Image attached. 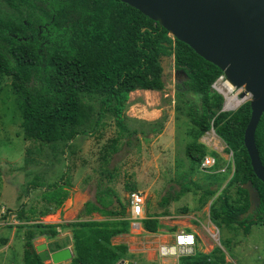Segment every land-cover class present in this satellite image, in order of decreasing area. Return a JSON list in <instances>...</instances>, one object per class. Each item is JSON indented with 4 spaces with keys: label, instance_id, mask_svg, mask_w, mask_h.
Returning <instances> with one entry per match:
<instances>
[{
    "label": "trees",
    "instance_id": "trees-1",
    "mask_svg": "<svg viewBox=\"0 0 264 264\" xmlns=\"http://www.w3.org/2000/svg\"><path fill=\"white\" fill-rule=\"evenodd\" d=\"M164 57L172 60L179 73L175 108L180 109V104L189 107L186 115L193 140L186 144L185 152L190 168L198 167L208 154L218 159L214 151L197 142L212 127L231 153L232 175L209 205L210 220L217 227L241 230L245 235L252 225H264V183L254 174L243 142L249 102L234 111H222L223 96L212 88L222 73L217 66L120 0H0V93L2 77H8L21 115L23 139L37 142L41 148L58 143L66 148L77 136L94 134L106 115L112 116L118 128L112 146L102 154L94 199L83 203L76 219L57 224L40 221L68 198L66 180L48 183L42 189V210L32 206L25 210L21 204L13 212L19 228L24 229V264H45L32 240L53 239L58 229L64 228L70 229L74 254L67 264H118L124 260L133 264L130 260L135 256L128 246L111 242L112 237L129 232L131 221L129 199L107 184L118 175L117 168H109L108 163L120 137H126L127 144L137 133L148 140L147 130L128 127L124 112L130 92L163 90ZM148 127L155 134L161 131L156 122ZM255 144L264 165L263 116L255 130ZM245 185L258 196L254 212L247 216L251 200ZM231 187H235V198L229 193ZM125 188L135 191V186ZM187 190L184 187L174 196H162L159 205L178 200ZM216 191L208 188L205 194L213 196ZM94 213L103 218L93 219ZM145 215L141 227L147 233H157L162 227L158 217L169 213L147 208ZM7 240L3 238V244ZM61 247L58 244L55 248ZM178 264L229 263L224 251L214 246L208 253L196 250L179 256Z\"/></svg>",
    "mask_w": 264,
    "mask_h": 264
},
{
    "label": "rangeland",
    "instance_id": "rangeland-1",
    "mask_svg": "<svg viewBox=\"0 0 264 264\" xmlns=\"http://www.w3.org/2000/svg\"><path fill=\"white\" fill-rule=\"evenodd\" d=\"M162 64L165 80L163 90L130 92L124 112L128 127L147 130L148 140L137 133L127 144V138L120 137L116 143L117 150L110 152L108 163L109 168H117L118 175L112 183L107 184L123 199L130 197V191L125 186H135V190L138 189L145 196V208L150 212L165 209L172 216L161 219L163 230L154 235L142 232L138 227L133 229L130 243L133 254L136 255L132 259L133 264H178L177 255L163 256L160 252L163 245H173L175 232H172L170 224H178L180 227L181 224L191 225L196 238L194 252L200 250L208 253L214 246H219L229 264H264V225H252L250 233L245 235L241 230L217 227L210 220L209 205L226 187L232 175L231 153L227 152L226 144L212 127L197 142L217 154L218 159L207 155L214 158L216 167L213 165L200 169L199 165L194 170L190 168V159L185 152L186 144L193 140L189 133L191 124L186 115L189 107L180 104V109L175 108V103L178 102L175 83L179 73L174 69L170 58H162ZM154 122L161 127L160 133L149 132L148 125ZM117 131L112 116L106 115L94 134L79 135L66 148H62L61 143L41 148L37 142L23 139L21 115L16 108L10 79L2 77L0 239L10 234L13 237L12 245L9 246L11 248L0 253V264H24V229L19 228L20 223L13 212L21 204H24L25 210L31 206L37 211L42 210L45 204L40 199L41 191L48 183H63L66 180L69 193L51 219H59L57 214L61 211L66 216L65 220H74L83 203L94 199L102 154L112 146ZM34 185L39 186L36 188ZM246 186L250 188V185ZM184 187L188 190L178 200L159 205L162 196H174ZM208 188L217 191L213 196H206L205 190ZM229 191L231 197L235 198V187L229 188ZM251 197L256 208V196L253 194ZM6 225H10V229ZM40 238L32 240L35 249L42 241ZM49 241L50 248L69 243L68 238L61 233ZM44 262L46 264L49 260Z\"/></svg>",
    "mask_w": 264,
    "mask_h": 264
},
{
    "label": "water",
    "instance_id": "water-1",
    "mask_svg": "<svg viewBox=\"0 0 264 264\" xmlns=\"http://www.w3.org/2000/svg\"><path fill=\"white\" fill-rule=\"evenodd\" d=\"M159 23L177 40L189 45L199 56L217 66L235 87L250 93V118L243 142L256 177L264 183V165L255 144V130L264 117V0H120ZM252 213L255 204L249 188ZM42 261L68 263L69 246L50 251L36 247ZM118 264H122V261Z\"/></svg>",
    "mask_w": 264,
    "mask_h": 264
},
{
    "label": "built area",
    "instance_id": "built-area-1",
    "mask_svg": "<svg viewBox=\"0 0 264 264\" xmlns=\"http://www.w3.org/2000/svg\"><path fill=\"white\" fill-rule=\"evenodd\" d=\"M212 88L224 98L222 111H234L245 102H249L251 99L250 93L246 92L243 86L235 87L232 84L229 85L228 80L223 73H221L213 82ZM225 95L235 96L237 102H227ZM214 164V158L206 155L202 159L199 168L207 169ZM144 202L145 196L140 191L130 193L129 219L132 222L133 227H139V221L144 216ZM173 241V245H163L161 247L160 252L163 256L177 255L179 257L194 254L196 238L193 232L179 230L175 233ZM170 249H173V251H170Z\"/></svg>",
    "mask_w": 264,
    "mask_h": 264
},
{
    "label": "crops",
    "instance_id": "crops-1",
    "mask_svg": "<svg viewBox=\"0 0 264 264\" xmlns=\"http://www.w3.org/2000/svg\"><path fill=\"white\" fill-rule=\"evenodd\" d=\"M135 191H139L138 189L137 190H135ZM134 191V192H135ZM141 192V191H140ZM145 205V204H144ZM58 209V208H57ZM81 209V208H80ZM79 209V210H80ZM147 208H145V206H144V216H143V218L146 216L145 215V210H146ZM54 212H56V210L54 211ZM54 212L53 213H48V214H46L45 216H43V217H41L42 218V220H40L41 222H44V223H55V224H57V223H62V221H65V222H69V220H65V215L63 216L62 214H61V211H59L58 212V216H59V219L58 218H55V219H51V217H53V214H54ZM128 217H129V207H128ZM169 217H172L171 215H166V216H160V217H158V220H159V223H161L162 224V227L161 228H159V230H163L162 228H163V226H164V224H163V222H162V220L161 219H165V218H169ZM103 217H101L98 213H94L93 214V219H97V220H100V219H102ZM142 218V219H143ZM72 221V220H71ZM141 221V220H140ZM139 221V224H140V227H138V228H141V230H142V232L144 231L143 230V228L141 227V222ZM169 227H171V228H173V230H172V232H175V233H177L179 230H185V231H188V232H194V229L191 227V225L190 226H188V225H183L182 226V224H181V227L180 226H178V224H170V226ZM134 228H137V227H133V225H132V222H130V229H129V232L128 233H123V234H120V235H117V236H115V237H112V239H111V242L113 243V244H126L127 246H128V251L131 253V254H133L134 253V251H133V249H131V238H132V233H133V229ZM12 230H13V228H12ZM59 230V233L58 234H64L67 238H68V242L69 243H66V244H64V245H62V247L61 248H63V247H66V246H69V247H73V245H72V237H71V232H70V229H58ZM66 230H68V231H66ZM15 232V231H14ZM145 232V231H144ZM147 233V232H146ZM175 233L173 234V239H174V235H175ZM147 234H151V235H154V234H156V233H147ZM15 235V234H14ZM12 237H13V235H11L10 234V236H8V237H4V238H8V240L6 241V243L5 244H3V239L1 238L0 239V253L1 252H4L6 249H10L9 248V246L10 245H12ZM37 238H39V237H37ZM40 239H42V241L40 242V244H45L46 245V247H47V249H49L50 251H55V250H57L56 248H50V245H49V239H46V238H44V237H41ZM39 244V245H40ZM73 249V248H72ZM204 252V251H203ZM134 256H136V255H134ZM132 259H134V257L132 258ZM130 260L131 262L133 261V260ZM128 263V261L127 260H124V261H122V264H127ZM46 264H53L51 261H49V262H47ZM63 264H67V263H63Z\"/></svg>",
    "mask_w": 264,
    "mask_h": 264
},
{
    "label": "bare ground",
    "instance_id": "bare-ground-1",
    "mask_svg": "<svg viewBox=\"0 0 264 264\" xmlns=\"http://www.w3.org/2000/svg\"><path fill=\"white\" fill-rule=\"evenodd\" d=\"M228 83H229V85L231 84L229 81H228ZM143 91L149 92V91H152V90H143ZM225 96H226V100H227V102H228V101H231V102H237L235 96H229V95H225ZM223 101H224V98H223ZM170 251H173V249H170Z\"/></svg>",
    "mask_w": 264,
    "mask_h": 264
}]
</instances>
